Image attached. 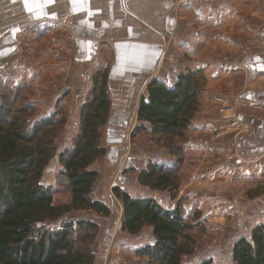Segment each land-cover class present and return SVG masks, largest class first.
Wrapping results in <instances>:
<instances>
[{"label":"crops","instance_id":"1","mask_svg":"<svg viewBox=\"0 0 264 264\" xmlns=\"http://www.w3.org/2000/svg\"><path fill=\"white\" fill-rule=\"evenodd\" d=\"M21 36L38 43L32 48L37 63L18 73L24 52ZM247 38L250 41L246 44ZM57 47H62V57L56 53ZM66 57L70 71L58 65ZM1 70L15 73L9 80L0 74V87L10 82L17 87L27 81L33 83L38 93L33 100L38 106V121L53 116L65 119L60 134L65 140L59 145L56 142L59 154L73 146L94 77L105 74L111 102L108 124L101 129L106 155L90 170L99 173L91 197L110 210L106 187L99 196L94 195L101 176L96 165L102 159L126 156L130 138L140 125L138 111L148 85L156 80L173 88L181 75L202 72L201 109L188 129L185 144L198 160L188 163L194 170L184 181L181 197L172 200L168 192L140 184L139 173L148 162L146 168L127 164L124 169L128 176L120 178L115 187L132 199L154 200L167 211H174L181 201L186 212H210L211 237L228 226L230 232L225 233V229L228 236L221 238V248H230L231 261H219L221 256L213 253L200 264H233L234 245L241 239L251 241L253 230L264 225V0H215L204 6L200 0H0ZM227 106L238 111L223 113ZM236 124L248 126L250 131H227L216 154L198 141L200 132L225 131ZM120 138L121 144L111 143ZM154 158L153 163L165 164L158 154ZM63 171L57 156L45 169L41 183L52 187ZM50 173L53 177L48 179ZM115 173L118 176V171ZM65 193L67 200H53L55 206L72 203L71 191ZM112 196L115 198L113 191ZM121 209L111 226L100 224L98 220L103 217L91 211L72 212L63 218L92 215L80 220L99 225L93 245L94 264H120L119 259L127 252L136 255L155 243L151 227H144L137 235L123 232L124 203Z\"/></svg>","mask_w":264,"mask_h":264},{"label":"trees","instance_id":"2","mask_svg":"<svg viewBox=\"0 0 264 264\" xmlns=\"http://www.w3.org/2000/svg\"><path fill=\"white\" fill-rule=\"evenodd\" d=\"M106 78L105 74L94 77L91 97L81 110L80 131L73 146L60 154L56 140L65 119L53 116L38 121V106L34 99L21 96L22 85L0 87V264L95 263L93 245L99 225L63 218L77 211L111 216L105 204L91 197L99 173L90 170L106 155L101 146V129L108 124L111 108ZM204 85L200 71L181 75L173 88L155 80L139 106L140 125L132 138L146 134L178 159L172 165L149 163L140 171L139 182L153 191L168 192L172 200L179 198L187 132L201 109ZM57 156L64 168L58 179L72 193L70 205L55 206L54 189L41 183ZM113 193L124 203L123 232L137 235L144 227L153 229L155 243L136 256L147 259V264H183L194 254L198 240L193 234L206 230L201 211L186 212L181 201L174 211H167L154 200L132 199L120 187ZM233 263L264 264V225L253 230L251 241L241 239L234 245Z\"/></svg>","mask_w":264,"mask_h":264},{"label":"rangeland","instance_id":"3","mask_svg":"<svg viewBox=\"0 0 264 264\" xmlns=\"http://www.w3.org/2000/svg\"><path fill=\"white\" fill-rule=\"evenodd\" d=\"M200 1H201V5L204 6V4H202V1H204V0H200ZM210 1L212 2L215 0H210ZM216 1H218V0H216ZM249 19H251V18H249ZM250 21H252V20H250ZM19 39L21 40V42L23 44L21 49H23V51L25 53L23 52V55L21 56V64H20L21 67L17 68L18 73H20V69L23 70V69H28L29 67L31 68L32 65H35L37 63L36 59H35V52L32 51V48H36L35 46H38V43H35L34 41H32L30 39V37H28V36H26V37L21 36ZM248 40L249 39L247 38L246 44L248 43ZM255 40H258V38L256 37ZM243 41H246V39ZM243 41L241 43H243ZM38 42H40V41H38ZM39 44L41 45L42 43L40 42ZM254 47H256V46H254ZM248 50H250V48ZM69 51L70 50L68 49L67 52H65V53L68 54ZM56 53H59L58 56L62 57L61 56L62 55V47H59V48L57 47ZM67 57L59 60L58 65L63 66V68H65L64 69L65 71H68V70L70 71L72 66L69 62L70 59ZM6 73H7L6 70H1V72H0L1 77L9 80V79H12L14 77L15 72L12 73V72L8 71L9 74H12L9 76H7ZM9 84H10V86H12V88L14 86L17 87V85H14V82L13 83L10 82ZM16 87H14V88H16ZM22 88H23V90H22L21 96L23 98H25L27 100H29V99L33 100V99L37 98L38 93H36V91L34 90L32 82L27 81V83H23ZM226 108L231 109V111H229L230 114H232V113L236 114V112L238 111V108L234 109L233 106H227V107L222 109L223 113L226 112V111L224 112V109H226ZM226 113L228 114V112H226ZM69 124L71 125V122ZM64 128H65V126H64ZM229 130L230 131L232 130V132H242V133L245 132V133H247L250 131V128L248 126L243 125V124H236V126H234L233 128L225 130V131L200 132L198 135V141H200V143H202L203 146H205L207 149H209V151H212L213 154H216L219 147L222 146V144H221L222 143V141H221L222 137ZM58 138L56 140L58 145H59V143H63L65 140L61 135ZM124 139H125L124 141L126 142L129 139V137L124 138ZM130 139L131 140L129 143H131V147H130V149L127 150L126 156H122L120 158L119 157L114 158L113 161L112 160L110 161L109 159H102L96 165V168L100 171L101 176H100V183H99V185H97V187L95 189L96 194H94V195L99 196L102 188L106 187L107 188L106 193H108L110 198H108L107 196H105V197L107 199V203L111 207V210H112L111 212L113 214L112 217L110 216L111 219H108V218L104 219V217L99 218L98 222L100 224L102 222H106L109 226L113 225L111 220H115L117 218L118 214L120 212H122L121 206L123 205V203L120 199H118L114 195L115 198L118 199L119 203L115 200V198L112 196V191L115 188V184L119 183L120 178L128 176V175H126V174H128L126 171L127 169L126 170L124 169L127 164L131 163L130 166H134L136 168H138V167L146 168V162H148V163L155 162L154 160H156V159L154 157L157 154L159 156H161V160H164L162 162H165V164H167V165H172L173 163L178 162V159L173 158L169 155L167 150H165L167 148H164V145L156 144V142L151 141L150 137H147L146 135H143V136L138 135L136 138L133 139L131 137ZM104 143H105V141H104ZM230 145H231V148L236 147V144H230ZM102 147H103V145H102ZM135 151H137V152L134 153ZM185 151H186V155H184V160L182 161V163H183V166H182V181H183L182 184L183 185L182 186L183 187L180 188L179 197H181V192L184 189V186H185L184 183L186 182V180L189 179L188 174L190 172H193V170H194V167H191V166L189 167L188 163L192 162L193 160H195V161L198 160L196 156H193V153L191 152V148L189 145L185 146ZM169 162H173V163L171 164ZM113 168H115V171ZM117 171H118V176H116V173H115ZM52 177H53V175L50 173V176L47 178L51 179ZM113 184H114V187L112 188ZM52 188L54 189L53 200L54 201L56 200L55 201L56 203H63L64 201L67 200V197H66L67 194L65 192H66V190L69 192L70 189L67 186H63L60 179L56 178V181L53 184ZM60 190L65 191V192L61 193V195H58L60 193ZM102 197L104 198V196H102ZM202 214L206 220L205 221L206 224L204 225L206 227V230L194 232L193 235L198 240V242H197V245H196V248L194 251V255L191 256L190 258H185V260H184L185 264H200V262L206 260V258L209 257L213 253H217V254H219V256H221L220 257L221 260H219V261H228V262L231 261V250H230V248L229 247L226 249L221 248L222 243H223L221 241V238H223L225 236V239H226V236H228V234H226V235L224 234L225 229L228 226L224 227L223 230H220V231L218 229L219 235H213V237H211V236H209V224L211 222V218L207 219V216L210 214V212L205 213L204 211H202ZM90 216H92V215H86V214L85 215L81 214L79 216L75 215L73 218H69L65 221H77V220H80V218H88ZM233 219L235 220L236 218L233 217ZM118 222H119V219H118ZM52 227L57 228L58 225L54 224ZM235 227H237V223L235 224ZM232 229H233V227H232ZM226 230H227V232H225V233L230 232L229 229H226ZM233 233H234V230H232V236H233ZM220 235H221V237L219 238ZM102 245H103V243L101 244V246ZM127 253H126V255L123 256V258L119 259V262H121L120 264H146L145 259L140 258V257L136 256L135 254L131 255V253L127 255Z\"/></svg>","mask_w":264,"mask_h":264},{"label":"built area","instance_id":"4","mask_svg":"<svg viewBox=\"0 0 264 264\" xmlns=\"http://www.w3.org/2000/svg\"><path fill=\"white\" fill-rule=\"evenodd\" d=\"M209 1H210V0L202 1V4L206 5L207 2H209ZM210 2H211V1H210ZM6 72H7V73H6L7 76L12 75V74H9L7 70H6ZM9 72H11V71H9ZM12 73H13V72H12ZM225 111H226V112H229V111H231V109L226 108V109H224V112H225Z\"/></svg>","mask_w":264,"mask_h":264},{"label":"water","instance_id":"5","mask_svg":"<svg viewBox=\"0 0 264 264\" xmlns=\"http://www.w3.org/2000/svg\"><path fill=\"white\" fill-rule=\"evenodd\" d=\"M123 142V139L120 138V139H115V140H112V144H121Z\"/></svg>","mask_w":264,"mask_h":264},{"label":"snow or ice","instance_id":"6","mask_svg":"<svg viewBox=\"0 0 264 264\" xmlns=\"http://www.w3.org/2000/svg\"><path fill=\"white\" fill-rule=\"evenodd\" d=\"M25 2L27 3V2H28V0H25Z\"/></svg>","mask_w":264,"mask_h":264}]
</instances>
